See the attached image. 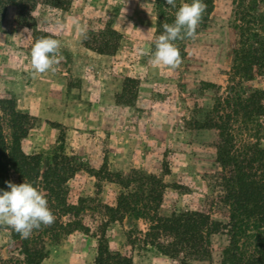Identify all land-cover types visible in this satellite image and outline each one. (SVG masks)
Listing matches in <instances>:
<instances>
[{"label":"rangeland","instance_id":"rangeland-1","mask_svg":"<svg viewBox=\"0 0 264 264\" xmlns=\"http://www.w3.org/2000/svg\"><path fill=\"white\" fill-rule=\"evenodd\" d=\"M59 4L30 6L21 22L17 6L8 4L0 27V97L12 95L17 110L36 118L21 148L27 154L70 157L77 169L67 181V201L81 204L79 219L90 228L62 235L41 264H94L93 234L106 219L96 206L115 205L122 190L117 182L99 176L101 168L160 177L162 215L210 210L213 218L227 221L225 213L209 209L215 194L209 175L220 167L210 145L211 131L198 128L195 120H203L215 101L214 90L202 82H214L220 92L228 86L237 46L233 0H215L209 26L194 40L175 42L182 58L175 70L154 68L150 62L153 41L162 34L155 26L154 0H61ZM81 27L87 39L81 38ZM38 31L61 42L64 59L54 72L31 71L30 51ZM101 40H117L116 50L100 53L85 44L94 46ZM254 45L264 56V44ZM242 82L246 88L264 90V61L259 74ZM260 119L258 137L250 129L243 131L240 123L235 124L236 136L260 138L264 147V116ZM10 177L14 180L16 174L11 172ZM135 221L110 223V246L130 251L133 264H178L153 246H131L125 230ZM226 243V235L214 237L217 250ZM20 246L21 238L0 226V264H17L18 258L23 264Z\"/></svg>","mask_w":264,"mask_h":264},{"label":"trees","instance_id":"trees-1","mask_svg":"<svg viewBox=\"0 0 264 264\" xmlns=\"http://www.w3.org/2000/svg\"><path fill=\"white\" fill-rule=\"evenodd\" d=\"M61 0H0V27L8 4L18 8L17 18L25 19L27 10L39 2L59 6ZM191 0H176V8L166 5L165 0H154L155 26L163 33L164 23L172 24L179 6ZM215 0H203L206 11L197 28V35L211 22ZM237 31V46L230 67L228 86L220 92L217 84L203 81L206 88L214 90L215 101L206 110L203 120H195L198 128L211 131L210 145L215 151V160L220 169L209 175L214 179L215 194L210 198L209 209H219L227 216L223 222L211 216L210 210H180L162 215L159 206L162 200L163 183L153 173L132 170L128 173L112 172L101 168L100 177L115 181L122 190L115 205L98 203L96 208L106 219L96 226L94 264H133L130 251L122 252L109 244L107 227L110 223H122L125 218L140 221L125 230L126 241L134 246H153L178 264H264V147L260 138L237 137L235 124L243 131L252 130L255 138L263 127L264 90L243 86L259 74L264 56L254 44H264V0H233ZM254 25L257 30L252 27ZM111 35L117 32L110 30ZM106 34V33H104ZM103 34V39L105 36ZM37 39L47 37L37 32ZM100 53L116 50L117 40H101L90 46ZM239 77L238 80H235ZM0 191L8 190L6 181L15 184L27 182L41 191L55 216V222L34 229L30 238L22 239L13 229L11 235L21 238L23 264H41L49 254L50 246L62 235L74 231L89 232L90 228L79 219L83 207L80 203L67 201V181L77 166L66 154H27L21 141L33 126L36 118L15 108L12 95L0 97ZM253 134V135H254ZM260 137V136H259ZM16 174L13 180L10 173ZM96 175V174H95ZM227 236V243L217 250L214 237ZM19 258L17 260L18 264Z\"/></svg>","mask_w":264,"mask_h":264},{"label":"clouds","instance_id":"clouds-1","mask_svg":"<svg viewBox=\"0 0 264 264\" xmlns=\"http://www.w3.org/2000/svg\"><path fill=\"white\" fill-rule=\"evenodd\" d=\"M166 5L176 8V0H165ZM206 11L203 0H191L181 4L175 12L172 24L162 25L163 33L157 36L150 62L154 68L161 66L177 69L182 58L176 41L196 39L197 28ZM81 38L87 39V31L79 29ZM64 57L61 54V42L58 39L46 37L37 39L31 47L30 63L33 74H44L55 71ZM8 190L0 191V226L13 229L22 239L30 238L34 229L41 226L49 227L55 222V216L48 206L44 194L32 184L23 182L15 184L6 181Z\"/></svg>","mask_w":264,"mask_h":264}]
</instances>
